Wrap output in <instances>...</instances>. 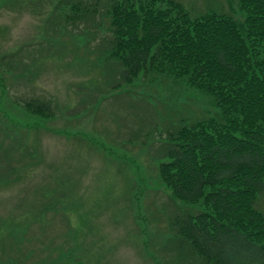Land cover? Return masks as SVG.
Segmentation results:
<instances>
[{
    "label": "rangeland",
    "instance_id": "374dc122",
    "mask_svg": "<svg viewBox=\"0 0 264 264\" xmlns=\"http://www.w3.org/2000/svg\"><path fill=\"white\" fill-rule=\"evenodd\" d=\"M61 1L0 0V264H190L169 221L202 207L173 200L159 149L168 129L217 108L169 79L116 88V67L102 61L109 0H86L100 13L77 26L53 20ZM176 1L193 18L237 8ZM30 99L54 114L29 113ZM257 206L264 214V196Z\"/></svg>",
    "mask_w": 264,
    "mask_h": 264
},
{
    "label": "trees",
    "instance_id": "16d2710c",
    "mask_svg": "<svg viewBox=\"0 0 264 264\" xmlns=\"http://www.w3.org/2000/svg\"><path fill=\"white\" fill-rule=\"evenodd\" d=\"M60 3L55 23L77 26L100 13L86 0ZM230 3L237 15L230 8L193 18L176 0H109L105 11L102 61L116 67V88L169 79L217 108L213 117L168 129L159 149L167 159L159 177L173 200L202 207L169 221L176 251L190 264H264L257 206L264 196V0ZM8 59L7 67L14 64ZM22 106L43 118L54 114L45 100Z\"/></svg>",
    "mask_w": 264,
    "mask_h": 264
}]
</instances>
